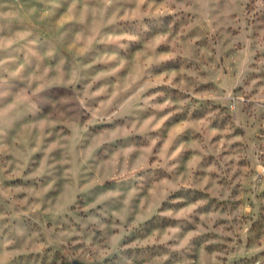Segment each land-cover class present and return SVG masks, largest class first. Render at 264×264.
<instances>
[{
    "label": "rangeland",
    "instance_id": "rangeland-1",
    "mask_svg": "<svg viewBox=\"0 0 264 264\" xmlns=\"http://www.w3.org/2000/svg\"><path fill=\"white\" fill-rule=\"evenodd\" d=\"M0 13V264H264V0Z\"/></svg>",
    "mask_w": 264,
    "mask_h": 264
},
{
    "label": "clouds",
    "instance_id": "clouds-1",
    "mask_svg": "<svg viewBox=\"0 0 264 264\" xmlns=\"http://www.w3.org/2000/svg\"><path fill=\"white\" fill-rule=\"evenodd\" d=\"M105 6L110 5L114 2V0H103ZM174 2V0H173ZM7 15L6 13H0V16ZM0 47H3V45H0ZM8 63L6 60H0V68H3L4 64ZM7 83V80L3 77L0 76V88L3 87L4 84ZM239 83V80L235 82H228L226 81L225 83L221 84V88L224 89V93L222 97H218L220 99V102L226 103L229 100L234 101L230 106L233 111H236L238 106H240L243 103V97L238 96L234 97L233 96V89L236 87V85ZM27 99L31 100V97L28 95L27 92L23 94ZM8 96L7 92L0 91V102H3L5 98ZM39 102V101H37ZM18 101H13L12 103H8L5 106H0V153H5L7 151H10L9 147L4 143V136L6 135L5 133V126L8 125L9 120H10V113L17 107ZM84 101H81V105L83 106ZM0 171H3L0 169ZM24 231L20 230L18 231V235H23Z\"/></svg>",
    "mask_w": 264,
    "mask_h": 264
}]
</instances>
